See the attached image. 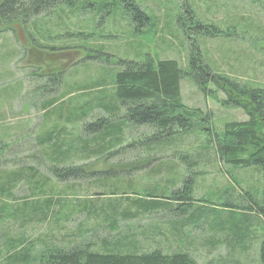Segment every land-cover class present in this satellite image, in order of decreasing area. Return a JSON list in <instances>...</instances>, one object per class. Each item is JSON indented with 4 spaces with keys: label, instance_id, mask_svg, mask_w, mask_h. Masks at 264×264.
Returning <instances> with one entry per match:
<instances>
[{
    "label": "rangeland",
    "instance_id": "374dc122",
    "mask_svg": "<svg viewBox=\"0 0 264 264\" xmlns=\"http://www.w3.org/2000/svg\"><path fill=\"white\" fill-rule=\"evenodd\" d=\"M124 1L116 0L112 9L98 15L88 9L73 16H37L24 26L0 28V172L31 168L35 175L46 179L45 184L39 183L45 190L43 197L67 202L63 208L56 203L42 207L44 198L32 195L33 183L21 181L13 192L14 199L5 201L14 210L26 204L24 218L13 219L11 212H6L9 216L0 222V234L11 242L31 245L28 258L44 252V248L65 251L73 246L92 245L95 249L102 240L134 239L137 245L132 251L136 252L161 249L171 253L178 242L180 252L188 254L195 264H258L257 247L264 237L258 219L249 221L246 216L244 223L250 225L251 242L243 252L228 246L225 229L215 230L227 225L223 222L240 217L234 209L247 205L244 194L258 193L262 185L259 168L224 164L206 145L205 133H201L206 131L204 128L218 132L226 123L247 121L241 109L223 107L226 96L215 84L209 83L202 90L195 82L182 78L181 104L187 111H199L195 121L199 123L193 124L186 134L180 131L185 136L179 139L170 136L172 142L162 149L147 151L144 141L153 135V130L132 125L121 146L104 155L85 157L79 144L72 140H84L83 128L105 119L94 110L80 119L82 122L74 121L76 125L65 121L56 124L65 141L76 147L68 150L73 155L69 159L52 166L46 163L43 152L49 148L39 144L38 133L43 127H50L55 118L46 120L45 115L60 103L64 105L61 116L65 117L75 107L89 105L100 94H110L114 88L109 84L111 75L122 72L128 61L149 56L154 60H173L184 70L190 56L198 52L212 73L249 89L264 90V0H127L148 17V27L138 30L124 14L128 7ZM41 21L49 28L45 35L30 28ZM95 84L103 86L97 88ZM85 86L86 90L80 91ZM72 92L75 93L67 95ZM54 99L58 103L43 110L42 106ZM205 117L207 124L201 123ZM184 157L188 163L180 159ZM51 167L61 173L68 169H78L79 173L64 180L55 177ZM116 171L122 187L115 180L102 178ZM191 176L194 205L186 213L181 205L173 203L169 208L159 206L133 218L117 215L115 229H109V219L108 223L104 221L108 218L102 214L106 205L118 207V213L129 210L136 214V207L127 206L142 198L144 192L153 193L155 199L167 198L170 192L182 189ZM127 183L135 195L123 194ZM64 196L67 198L62 199ZM201 199L208 201L207 205L200 203ZM78 202L81 206L77 209L81 211L83 205L96 214L87 217L85 211H73ZM217 202L225 204L224 208L213 205ZM33 209H44L45 218H32ZM106 213L110 215L109 211ZM26 216L33 220L24 221ZM188 220L193 223L180 224ZM3 257L1 252L0 264H4Z\"/></svg>",
    "mask_w": 264,
    "mask_h": 264
},
{
    "label": "trees",
    "instance_id": "16d2710c",
    "mask_svg": "<svg viewBox=\"0 0 264 264\" xmlns=\"http://www.w3.org/2000/svg\"><path fill=\"white\" fill-rule=\"evenodd\" d=\"M115 2L116 0H0V28L5 26H24L31 18L37 16L45 18L48 16H58L59 13L73 16L85 11L87 12L88 9L89 12L98 15L100 12L108 11L110 7L112 9V5ZM124 4L128 6L124 14L137 27L136 30H138V27H148V17L146 14L139 11L134 4L129 3L127 0L124 1ZM42 21L39 24L31 25L30 28L34 29L35 33L45 35V31L49 28H47L48 26L44 27ZM124 65L122 72L111 75L109 84L114 88L110 94H100L102 96L94 98L93 102L89 105L85 104L82 108L75 107L65 117L61 116L64 105L60 103L57 108L55 107V109L45 115L47 117L46 120L51 116L55 118L50 127H43L38 133L37 140L39 144H46L49 148V150L43 152L46 163L52 166L69 159L73 155L68 150L73 151L72 149L76 147L74 145L72 147L69 142L65 141L64 134L58 131L55 127L57 126L56 124L59 121H65L67 125L75 123L74 121L82 122L94 110L101 112L105 119H99L92 124L86 125L82 133L85 138L84 140L81 138H74L72 140V143L79 144L80 150L85 157L90 158L93 155H104L121 146L124 140H126L128 126L132 125L146 126L153 130V135L148 136V139L144 141L147 151H152V148L155 150L158 148L162 149L167 143L170 144L169 142H172L173 137L179 139L180 136H185L188 132L187 130L193 124L199 123L195 122L198 121L197 117L199 116L197 114L199 111H187L181 104L180 82L182 78L184 77L187 80L195 82L202 90H205L206 85L209 83L215 84L226 96L224 101H222L223 107L241 109L245 113L247 121L243 123H226L218 132L215 130L211 132L209 128H204L206 131L202 130L203 132L201 133H205L204 139L207 147H211L224 164H230L232 167L240 166L241 168L254 166L262 172L260 191L258 193L255 191L251 193L246 192L244 198L248 202L247 205L242 207V209H234L236 213H240V217L232 222L227 220L223 222V224H227L226 226L222 225L215 229L217 232L225 229L226 234L229 236L228 246L232 250L246 251L251 242L250 239L248 240L251 234L248 232L250 225L244 223L246 222V216L249 217V221H251V218L258 219L264 228V90L249 89L245 86L237 85L233 80L225 76L212 73L198 52L190 56L184 70L180 69L178 64L173 60H154L149 56L144 57V59L134 60L133 62L128 61ZM209 71L210 73H208ZM205 78H208L205 82L206 84L203 83ZM102 86L96 85L95 87L101 88ZM81 89L80 91H85L86 86L81 87ZM75 92L77 91L75 90ZM75 92L68 93L67 95H72ZM77 94L79 95L80 93ZM57 100L54 99L45 103L42 106L43 110H48ZM202 120L201 123L207 124L206 117L203 122ZM176 130L178 131L176 132ZM180 131L186 132L184 135H181L179 134ZM76 132L79 131L77 130ZM55 135L57 136L55 137ZM180 159L185 163L187 162L185 157ZM51 168L53 170L51 172L55 177L63 178L64 180L68 179L71 174L78 175L79 173L78 169L71 171L68 169L64 173H61L56 167ZM117 173L119 174L116 171L110 173L108 177L104 178L102 176V178L104 180L108 179V181L115 180L118 183V178L121 177H118ZM229 176L232 177L231 174ZM193 177L191 176L186 179L183 183V188L170 192L167 198L158 197L155 199L156 197H154L153 193L144 192L142 198L138 197L127 206L132 207L133 205V207H136V214L130 213L129 210L118 213V207L112 208L106 205V210H102V214L104 218H108L104 221L108 223L109 219V229H115V216L117 215L122 218H133L138 214H148L151 210H157L159 206L169 208L173 203L181 205L182 212L186 213L191 208L190 206L194 205L192 200ZM45 180V178L40 177L38 174L35 175V171H32L31 168L28 170L21 169L12 172H0V222L6 218L5 216H9L5 214L8 211L11 212L10 215L13 219L24 218L22 212L24 210L23 206H27L26 204H22L14 210L5 201L8 199L12 201L14 199L13 192L21 181L26 182L28 185L33 183L32 195L43 197L45 190L43 185H39V183L45 184ZM103 182L106 183V181ZM234 182L238 184L236 179H233ZM127 184L124 185L125 191L123 194L130 193L133 195L134 189H132L130 184ZM122 185V182H119L117 186L122 187ZM113 189L116 190L115 186ZM113 193L112 191L111 194L114 195ZM43 198L42 207L43 205L50 206L56 203L59 208H63V203H67L61 200L52 201L51 196ZM66 198L64 196L62 199ZM199 202L207 205L206 202L208 201L201 199ZM213 205L224 208L225 204L222 205V202H217ZM80 206L81 202H78V205L73 207V211L79 213L85 211L87 217L91 214L93 216L96 214L91 209H85L83 205L80 211V209H77ZM204 208H208V206H204ZM107 211L110 212L108 216ZM241 212H244V214ZM31 213L33 214L32 218L36 217L40 220L45 218L44 209H33ZM204 215H207V213H203ZM28 219L29 217L24 221ZM188 222L193 223L191 220H188L184 224L183 222L180 224L185 226ZM176 238L178 241L179 239L181 240V237ZM0 239H3V248L0 251V255L1 252H4V264H32L35 262L36 264H195L188 254L180 252L178 242H175L173 252L171 253H165L161 249L146 252L132 251V248L135 249L137 245L134 239H117L113 241L102 240L95 249L92 248V245L84 247L73 246L65 251L56 248L45 250L44 248V252H39L36 256L28 258V254L31 253L32 249L31 245L24 246L23 241L11 242L8 237L2 234H0ZM230 240H232L231 244ZM220 242L217 241L219 244ZM257 261L258 264H264V237L258 243Z\"/></svg>",
    "mask_w": 264,
    "mask_h": 264
}]
</instances>
